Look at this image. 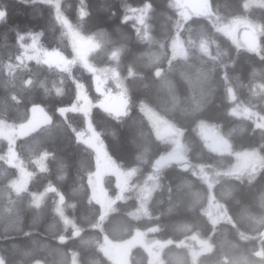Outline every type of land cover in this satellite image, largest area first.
I'll list each match as a JSON object with an SVG mask.
<instances>
[{"label": "trees", "instance_id": "16d2710c", "mask_svg": "<svg viewBox=\"0 0 264 264\" xmlns=\"http://www.w3.org/2000/svg\"><path fill=\"white\" fill-rule=\"evenodd\" d=\"M249 1L207 4L220 21L247 19L258 25L257 50L236 44L207 15L182 19L176 0H0V124H26L34 108L50 119L14 143L12 158L31 174L20 193L11 186L20 169L9 163L10 145L0 139L5 264H115L102 248L105 237L122 242L137 231L162 243V264H264V166L253 178L230 174L215 182L211 193L228 217L217 224L206 213L209 184L196 171L225 172L244 151H256L264 160V0ZM145 9H153L152 42L140 40L129 15ZM60 14L80 33L105 29L113 44L129 48L118 76L127 94L122 114L96 105L108 87L80 62L67 68L44 60L20 64L33 36L41 49L74 57ZM176 38L184 57L174 54ZM79 85L94 105L91 122L109 156L124 170L136 169L125 197L102 222L89 184L95 153L76 135L86 127L85 115L61 112L77 102ZM236 108L251 115H237ZM145 109L163 121L164 130L171 125L180 131L186 148L182 163L155 169L172 148L171 132L158 136ZM199 120L217 129L231 151L217 152L201 142L195 128ZM152 177L157 187L139 211L137 189ZM104 186L109 196L118 195L115 176L106 175ZM194 235L212 244L196 259L189 245ZM150 261L145 247L131 250L130 264Z\"/></svg>", "mask_w": 264, "mask_h": 264}, {"label": "rangeland", "instance_id": "374dc122", "mask_svg": "<svg viewBox=\"0 0 264 264\" xmlns=\"http://www.w3.org/2000/svg\"><path fill=\"white\" fill-rule=\"evenodd\" d=\"M258 3L256 0H250L248 4ZM173 5L177 8L182 19L188 18L190 15L203 14L209 16L217 25L219 30L229 34L232 40L239 46H244L248 49L257 50V39L260 32V27L253 24L247 19H235L229 22L220 21L215 16L210 14L208 10L207 0H176ZM131 18L137 24L138 36L140 40L152 42L155 39L154 27L152 24L153 9H145L136 13H129ZM61 22L67 27L70 35L71 45L74 49V57L68 59L64 57L59 51H46L37 44L38 36L32 37L31 44L24 47L23 54L19 60L20 64L29 62L30 60H44L61 68H67L74 64L73 62H80L87 66L92 72L96 73L101 82V86L108 87L106 93L103 94L101 100L96 104L101 109L116 115L122 114L127 105V94L125 91L121 92L122 82L119 79V73L124 64V57L129 51L126 45H116L111 41L109 32L105 29H99L93 33L83 34L76 30L74 25L62 14L59 15ZM174 54L177 57H184V48L181 45L180 39L176 38L173 44ZM121 87V88H119ZM100 94L101 91L97 88ZM91 99L85 93L82 85L78 86V100L69 109H62V114L67 111L81 112L85 115L86 127L84 131L76 132L79 142L88 146L95 153L96 170L89 178L92 198L101 206L100 222H102L107 215L114 209L115 202L123 199L130 188V182L136 173V169L124 170L116 163L108 154L99 133L95 130L91 122V109L93 108ZM145 114L148 117L151 125L156 129L158 136L161 134L170 133L168 137L172 142V148L169 153L161 156L156 164L155 169L159 172L162 167L173 164L182 163L185 160L186 148L182 143L181 133L179 130L169 125L171 128L164 130L163 121L149 109H145ZM237 115L249 116L246 108H236L233 110ZM31 117L28 123L20 126H12L10 124H0V139H5L10 145L9 163L20 169V177L11 182V186L16 193H20L26 189L31 174L12 157L14 156V143L18 137L26 136L34 129L42 124L49 122V116L39 109L34 108L31 112ZM196 132L201 142H206L213 150L217 152L231 151L228 140L217 131L213 126L204 122L197 121ZM166 131V132H165ZM264 166V160L256 151H244L236 154L235 164L225 172L212 171L208 172L205 168L199 167L196 169L209 184V192L207 199L206 213L210 216L212 222L217 224L220 221L228 219L224 205L214 198L211 190L217 180L220 178L234 174L237 176H246L253 178L258 169ZM106 175H113L116 178V184L119 189L118 195L113 198L109 196L105 186L104 177ZM157 187V180L155 177L149 182H145L138 187L137 191L140 197V209L147 204L148 198L151 196L153 190ZM146 206V205H145ZM134 213L139 214L140 212ZM161 244L155 239H149L146 234L137 231L134 236L122 242H113L105 237L103 250L107 256L115 264H130L131 250L137 246L145 247L151 255V264H162L160 257ZM191 254L193 259H196L199 253L203 250H210L212 247L208 238H202L198 235L192 236L189 241ZM0 264H5L0 256ZM41 264V263H37ZM73 264H77L74 260Z\"/></svg>", "mask_w": 264, "mask_h": 264}, {"label": "crops", "instance_id": "0c3cea01", "mask_svg": "<svg viewBox=\"0 0 264 264\" xmlns=\"http://www.w3.org/2000/svg\"><path fill=\"white\" fill-rule=\"evenodd\" d=\"M223 153H226V152H223Z\"/></svg>", "mask_w": 264, "mask_h": 264}]
</instances>
